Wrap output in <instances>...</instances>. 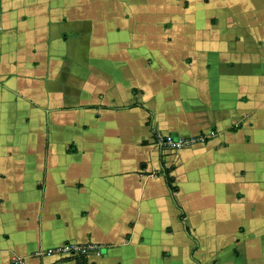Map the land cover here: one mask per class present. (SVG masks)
<instances>
[{
  "label": "crops",
  "instance_id": "0c3cea01",
  "mask_svg": "<svg viewBox=\"0 0 264 264\" xmlns=\"http://www.w3.org/2000/svg\"><path fill=\"white\" fill-rule=\"evenodd\" d=\"M67 241L264 264V0H0V264Z\"/></svg>",
  "mask_w": 264,
  "mask_h": 264
},
{
  "label": "built area",
  "instance_id": "2783aa9c",
  "mask_svg": "<svg viewBox=\"0 0 264 264\" xmlns=\"http://www.w3.org/2000/svg\"><path fill=\"white\" fill-rule=\"evenodd\" d=\"M156 143L161 147H171L173 149L180 148L182 146H187L189 143L193 142L196 138L189 136L187 138L184 137H177L174 138L171 134L167 133L163 136H158L155 138ZM96 246L94 244L84 245L76 242L67 241L55 247L52 250L54 253L57 252L58 254L70 256V257H83L85 254H89L90 251L95 249Z\"/></svg>",
  "mask_w": 264,
  "mask_h": 264
},
{
  "label": "trees",
  "instance_id": "16d2710c",
  "mask_svg": "<svg viewBox=\"0 0 264 264\" xmlns=\"http://www.w3.org/2000/svg\"><path fill=\"white\" fill-rule=\"evenodd\" d=\"M164 172H165V179H166L165 183L167 184L169 190L172 192V190H173V188H174V187L171 185V183H170V182L172 181V178L168 175V172H166L165 169H164ZM74 258L78 261L79 264H86V263L84 262V258H83V257H80V258L74 257Z\"/></svg>",
  "mask_w": 264,
  "mask_h": 264
}]
</instances>
